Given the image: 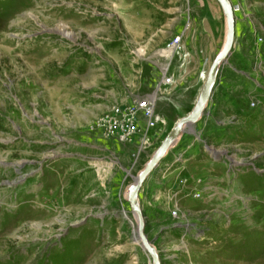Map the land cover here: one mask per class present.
I'll list each match as a JSON object with an SVG mask.
<instances>
[{
	"label": "rangeland",
	"instance_id": "rangeland-1",
	"mask_svg": "<svg viewBox=\"0 0 264 264\" xmlns=\"http://www.w3.org/2000/svg\"><path fill=\"white\" fill-rule=\"evenodd\" d=\"M229 1L236 40L194 125L219 156L183 133L139 191L161 264H264V0ZM225 32L216 0H0V264H152L126 194ZM154 93L161 122L131 142L99 127Z\"/></svg>",
	"mask_w": 264,
	"mask_h": 264
},
{
	"label": "water",
	"instance_id": "water-1",
	"mask_svg": "<svg viewBox=\"0 0 264 264\" xmlns=\"http://www.w3.org/2000/svg\"><path fill=\"white\" fill-rule=\"evenodd\" d=\"M216 2L218 3L226 21V37L223 47L216 54L207 70L192 110L186 116L179 118L175 122L174 126L161 141L159 147L153 152L146 165L138 173L134 183L128 188L126 200L129 203L130 212L136 221V237L139 240L140 247L150 258L152 264L161 263L158 252L153 248L144 233V217L138 202V194L143 183L150 176L151 172L158 167V164L166 155V151L175 144L178 137H180L183 133H190L191 135H194L200 143H203L204 149L212 158L219 155V152L214 150L212 147H209L206 143L199 139L194 129L195 123L203 116L204 111L207 110V105L211 100L215 89L219 70L222 66L227 64V58L231 54L232 47L235 42V10L229 0H216Z\"/></svg>",
	"mask_w": 264,
	"mask_h": 264
},
{
	"label": "built area",
	"instance_id": "built-area-1",
	"mask_svg": "<svg viewBox=\"0 0 264 264\" xmlns=\"http://www.w3.org/2000/svg\"><path fill=\"white\" fill-rule=\"evenodd\" d=\"M178 41L177 37L170 40L165 50H174ZM99 119V127H104L109 135H113L124 144L131 142L145 128L154 127L156 123L161 122L160 117L154 113L153 104L148 98H135L123 108L113 107Z\"/></svg>",
	"mask_w": 264,
	"mask_h": 264
},
{
	"label": "bare ground",
	"instance_id": "bare-ground-1",
	"mask_svg": "<svg viewBox=\"0 0 264 264\" xmlns=\"http://www.w3.org/2000/svg\"><path fill=\"white\" fill-rule=\"evenodd\" d=\"M225 37H226V32H225ZM224 41H225V38H224ZM224 41H223V44H224ZM223 44H222V47H223ZM222 47H221V49H222ZM220 49V50H221ZM163 55L165 56V57H170V55H171V53L170 52H163ZM164 82H167L166 80H164ZM152 97V99H150V101L152 102V104H153V108H154V100H155V97L152 95L151 96ZM153 97H154V99H153ZM195 129V128H194ZM176 143V142H175ZM175 145V144H174ZM172 148V147H171ZM171 148H169V149H171ZM169 149L166 151V153L169 151ZM151 157V156H150ZM150 159V158H149ZM137 177V176H136ZM136 177H135V179H136ZM146 181V180H145ZM134 183V182H133ZM128 193V192H127ZM126 197H127V194H126ZM138 197H139V194H138ZM134 220H135V218H134ZM135 224H136V221H135ZM133 239H134V241H135V243L137 242L139 245H140V243H139V240H138V238L136 237V229H135V232H134V234H133ZM154 248V247H153ZM155 249V248H154ZM159 259H160V257H159Z\"/></svg>",
	"mask_w": 264,
	"mask_h": 264
},
{
	"label": "crops",
	"instance_id": "crops-1",
	"mask_svg": "<svg viewBox=\"0 0 264 264\" xmlns=\"http://www.w3.org/2000/svg\"><path fill=\"white\" fill-rule=\"evenodd\" d=\"M235 40H236V38H235ZM162 77H163V76H162ZM155 94H156V93H154V94H152V95L156 98V95H155ZM152 95H151V96H152ZM151 96H149L148 99H152ZM154 97H153V99H154ZM180 138H181V137H178L177 141H178ZM196 139H197V138H196ZM162 140H163V139H162ZM162 140H161V141H162ZM197 140H198V139H197ZM203 142H204V141H203ZM204 143H205V142H204ZM176 144H177V143H176ZM176 144H175V146H177ZM201 144L203 145V143H201ZM192 146H193V144H190V145H189V147H192ZM203 146H204V145H203ZM189 147H188L187 144H186V145H184L183 147L180 148V149H181V153L179 154V158H180L181 154H184V151H185L186 149H188ZM193 147H194V146H193ZM193 147H192V148H193ZM218 156H219V155H218ZM180 159H181V158H180ZM181 161H183V160H181ZM184 161H186V160H184ZM184 163H185V162H184ZM183 166H186V165L183 164L182 167H183ZM180 168H181V167H180Z\"/></svg>",
	"mask_w": 264,
	"mask_h": 264
}]
</instances>
